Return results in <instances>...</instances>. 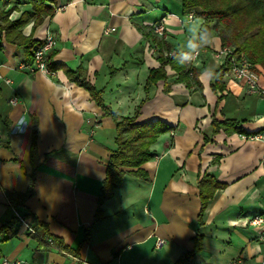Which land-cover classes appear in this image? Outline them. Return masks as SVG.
<instances>
[{"label":"crops","instance_id":"1","mask_svg":"<svg viewBox=\"0 0 264 264\" xmlns=\"http://www.w3.org/2000/svg\"><path fill=\"white\" fill-rule=\"evenodd\" d=\"M168 1L0 0V26L4 19L34 14L8 38L0 29V228L14 217L6 194L25 193L30 184L34 123L38 167L24 212L78 250L74 257L40 246L20 226L14 237L0 236L1 258L27 264H78L75 258L87 264H174L193 250L198 232L202 249L189 264H264V232L258 238L264 226L250 224L264 217V142L256 137L264 130V98L228 77L227 66L215 57L222 46L214 28L170 13ZM154 10L162 12L160 18ZM163 19L167 31L159 36L153 27ZM47 34L54 39L55 55L48 61L53 78L23 68L32 51L27 38L42 42ZM178 52L189 54L183 66L199 72L200 87L189 76L182 80L186 72L164 67L167 79L148 90L136 121L172 130L150 147L152 159L142 166L148 182L125 176L95 223L97 195L116 149L115 123L66 73L81 68L120 120L133 116L146 98L149 71ZM259 73L264 87L260 66ZM213 118L234 120L244 132L258 134L211 136ZM204 136L212 142L204 143ZM204 175L224 188L214 193L199 224L197 183Z\"/></svg>","mask_w":264,"mask_h":264},{"label":"trees","instance_id":"2","mask_svg":"<svg viewBox=\"0 0 264 264\" xmlns=\"http://www.w3.org/2000/svg\"><path fill=\"white\" fill-rule=\"evenodd\" d=\"M41 1L52 2V0ZM179 1L182 7V15H186L193 9L200 8L197 11L199 12V16L204 15L207 20H215L219 25L223 26L221 30L217 27H213L214 29L219 30L218 37L221 41L222 47L234 48L235 51L233 55L237 58L242 55L253 65L260 66L264 71V0ZM49 12L51 14V10ZM33 15L34 14L23 13L21 18L14 22H9L4 19L2 21L3 26H0V29L5 32L7 37L10 31H14L22 27ZM40 22L41 19H38V21L36 20L34 22V25H38ZM29 37L27 38V41H30V49L32 50L29 59V63H31L34 50L38 46L42 45V42L31 41V38ZM54 55V51L49 52L47 56V63ZM188 57V53L178 52L171 59H160V67L156 70H150L146 79L144 85L146 98L141 101L133 116L124 117L120 120L116 114L112 113L103 104L101 92L96 91L86 82L81 68L72 72L67 71L66 76L68 80L86 90L96 105L104 111L105 115L111 117L115 123L116 149L111 152L107 161L105 178L101 183L97 195V208L94 214L95 223L103 219V205L113 197L114 191L122 185L125 176L131 175L139 180L148 182L147 174L142 169V166L152 159L153 155L150 152V147L155 143L160 134L169 130L171 131L172 128L166 127V131H163L155 128L158 122H154L152 124L137 123L136 120L139 116V110L148 98V90L155 86L157 82L167 79L164 71V67L166 65H171L174 70L179 71L181 74L186 72V75L183 76L182 80L187 78L186 76H189L192 82L196 84L197 87H200L198 81L199 72L191 69L185 70V66H183ZM48 68L50 69V67ZM212 87L214 89V86ZM220 131L233 132L247 138L258 134L244 132L241 128H238V123L234 120L223 119L219 122L213 118L211 122V136L219 134ZM36 138L37 128L36 124L33 123L32 140L29 152L30 165L32 167V172L29 175V187L25 193H7V199L10 206L20 214L22 219H30L29 230L27 233L36 239L40 246L55 248L61 253L78 257L77 249H72L64 245L60 239H57L48 233L44 224L38 222L35 217L31 216L29 213L24 212L26 210V202L33 196L34 193V172L38 167L36 165ZM203 141L204 143L212 142L211 139H208L206 136L203 137ZM197 188L199 189L200 198V212L197 217V221L201 224L209 201L212 199L217 190L224 188V185L218 183L213 177L204 175L198 181ZM20 226V221L14 216L8 223L0 228V236H7V238L14 237L16 235V230ZM87 238L88 231L85 230L84 241H86ZM202 241L203 236L197 232L192 239L193 250L183 254V256L174 264H189L191 259L201 251Z\"/></svg>","mask_w":264,"mask_h":264},{"label":"built area","instance_id":"3","mask_svg":"<svg viewBox=\"0 0 264 264\" xmlns=\"http://www.w3.org/2000/svg\"><path fill=\"white\" fill-rule=\"evenodd\" d=\"M187 21H195L199 19L200 23L203 25L205 23L204 18L202 16H197L196 13L190 11L185 15ZM154 32L159 36H162L165 31H167L166 23L163 22L157 26H154ZM115 29H107L105 30L104 34L107 35L111 32H114ZM54 47V39L51 35L47 34L44 39L42 40V45L38 46L32 56V62L25 65L23 68L26 69L29 73L35 74L40 73L43 76L48 78H53L56 76V73L51 71L48 68L47 63V56L48 53ZM235 49L230 47H221L218 51L215 52V57L221 59L224 65L227 66L228 77L237 83H242L245 87V91L250 95H258L264 98V87L259 86L260 81V73H259V66L253 65L248 59L240 55L238 58L233 55ZM193 57L195 58L198 55V51L195 50L193 52ZM227 63V64H226ZM3 81L0 77V82ZM6 84H9L10 81H4ZM16 99L13 98L10 101L11 105L16 104ZM259 140L264 142V130L261 131L256 136ZM14 216L20 221L21 226L25 227L29 230V222L28 220L22 219L20 214L15 210L12 209ZM252 226H264V217L255 218L250 221ZM260 232V231H259ZM258 232V238L263 236L264 227H262V232ZM163 244L162 241H157L156 246L160 247ZM75 261L78 264H87L85 261L75 258ZM0 264H27L24 261L20 260H9L7 258L0 257ZM231 264H240L239 261L232 262Z\"/></svg>","mask_w":264,"mask_h":264},{"label":"rangeland","instance_id":"4","mask_svg":"<svg viewBox=\"0 0 264 264\" xmlns=\"http://www.w3.org/2000/svg\"><path fill=\"white\" fill-rule=\"evenodd\" d=\"M155 7H157V8H159V6H155ZM167 8H168V11L170 12V13H176V14H180L181 16H184V15H182V7H181V3H180V1H178V0H170V1H168V6H167ZM200 8H198V9H193L192 11H193V13H196V15L198 16L199 15V12H197L198 10H199ZM153 13V15H158V17L160 18L161 17V15H162V12L161 11H159V10H154V12H152ZM153 15H152V17H153ZM202 18H204V20H205V23H204V25H207L208 26V28H212L213 29V27H217L219 30H221L222 29V25H219L215 20H211V21H209V20H207L206 19V17L204 16V15H202ZM215 31H216V33L218 34V31L219 30H216V29H214Z\"/></svg>","mask_w":264,"mask_h":264}]
</instances>
